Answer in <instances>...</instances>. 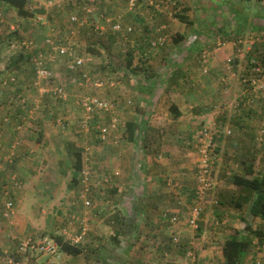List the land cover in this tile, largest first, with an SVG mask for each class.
<instances>
[{
    "label": "rangeland",
    "instance_id": "obj_1",
    "mask_svg": "<svg viewBox=\"0 0 264 264\" xmlns=\"http://www.w3.org/2000/svg\"><path fill=\"white\" fill-rule=\"evenodd\" d=\"M82 2L92 12L83 13L79 8ZM35 4L27 6L30 17L0 5V134L5 126L12 128L8 131L10 142L1 139L6 152L0 154V211H8L2 209V203L9 198L12 213L0 216L13 219L12 227L22 242L19 250L25 253L16 257L8 249L0 254V264H37L35 259L41 255L42 264H52L51 260L56 264H143L138 249L124 246L128 232L119 230L121 225L128 226V220L124 223L119 215L120 208L131 213L132 205L127 204L139 203L142 194L152 190V185L140 184L137 179L141 177L146 182L152 177L159 179L155 183L159 201L175 200L172 213H177L178 221H170L183 232L175 233L177 242L171 233L163 234V241L171 256L177 249L169 243H185L183 255L178 251L184 264H190L188 246L196 257L193 264H199L196 247L202 246L203 234L221 232L224 227L228 234L235 229L232 223L227 224L226 217H244L241 237L252 225L262 229L264 220L249 215L254 193L234 185L232 178L244 174L248 166L253 168V176L264 175V0H99L96 4L89 0H50L38 2L37 7ZM71 14L98 23L103 30L97 33L85 25L69 40ZM182 14L192 24L179 20ZM116 22L119 31L111 28ZM51 28L82 63L71 68L68 56L52 55L45 64L53 78L40 80L33 60L40 51H46L42 40L52 35ZM17 38L33 40L35 47H12ZM153 42L157 47L151 46ZM89 48L99 53L92 54ZM129 51L133 58L130 65ZM18 54L29 57L28 62H21L19 68L6 66L9 58ZM142 78H149L151 89ZM55 86L62 87L64 97L51 93ZM9 96L10 112L6 114L5 98ZM152 96L147 103L145 99ZM251 97L259 105L248 120ZM86 98H98L104 107L88 111L83 106ZM157 101L158 105L154 104ZM142 112L166 119L156 121L154 129L143 123L140 143L143 139L148 145L146 156L140 146L132 151L129 166H120L119 153L125 151L128 142L119 131L124 128V119ZM253 120L260 125H253ZM42 127L46 128L45 137L39 135ZM178 127L185 131L173 133ZM191 134L195 147L188 143ZM68 141L84 147L80 182L72 189L67 187L73 171L64 145ZM102 147L113 152L106 155L108 150L102 151ZM204 149L210 183L202 193L197 189L196 174ZM146 165L149 168L145 171ZM128 186L133 201L118 196V188ZM165 189L168 193L163 197ZM194 206L200 207L201 214L191 226L187 214ZM243 222L249 223L247 232ZM83 224L87 231L78 245L85 252L80 255H66L56 246L45 252L25 245L31 242L39 247L45 238L52 240L50 233L68 240ZM3 226L7 227L0 223V234ZM139 235L134 239L141 242ZM144 235L143 240L150 238ZM91 237L99 241L98 247ZM250 237L254 248L264 242L255 233Z\"/></svg>",
    "mask_w": 264,
    "mask_h": 264
},
{
    "label": "crops",
    "instance_id": "obj_2",
    "mask_svg": "<svg viewBox=\"0 0 264 264\" xmlns=\"http://www.w3.org/2000/svg\"><path fill=\"white\" fill-rule=\"evenodd\" d=\"M46 1L50 2V0H28L27 6L29 4H31V3H34V4L36 3L34 5V7H37L38 2L45 3ZM44 5H46V4H44ZM5 6L2 7L3 10L6 9ZM79 8H80V6H79ZM53 12H57V10H55ZM44 17L48 18V17H46V14L44 15ZM56 18H58V17H56ZM48 20H49V18H48ZM56 22H58V20H56ZM13 27L14 26H11V28H13ZM51 29H55V28H51ZM148 79L149 78H144V79L142 78V82L148 85L147 86L148 89H151V84H150L151 81H148ZM5 99L8 100L7 105L5 104L7 107L5 106L6 109H5V112H4V113L7 114V113L10 112L9 106H10V102H11L10 101L11 96L6 97ZM6 100L2 99L1 101H5L6 102ZM152 100H153V96H152V99H148V98L145 99V101L147 103H150ZM185 102L189 103V100H187ZM139 103H140L139 104L140 106L143 104L142 101L139 102ZM154 104L158 105V101L155 102ZM178 109H179V107H178ZM169 110H172L175 113H178L177 109H176V111L173 109V106H169ZM257 111H258V109L256 110V112ZM138 112H140L139 108L137 109V113ZM22 113L23 112H20V114H22ZM255 113H252L248 117V120ZM139 114L140 115L137 114V116H135V117H130V118L124 119V122H123V125H122L124 128H122V130L120 129V131H119V136L121 135L122 138L123 137L125 138V136H126L125 123L126 122H135L137 124V126H138L137 131H136V135H135V139L136 140L134 142H132V143L128 142V145H127V143H126V145L124 144V146H126L127 148L125 149L124 152L119 153V155H120L119 159L122 162L121 164H119L120 166L123 165V166H127L128 167L129 164L131 163L132 159H133L132 151L134 149H139L140 146H143V148H144V149H141V153H143L146 156L145 150L148 148V145H144L143 144V139H142V143H140L141 142L140 141L141 135H142V133L145 130V128H144V130H142V128H141L143 123L146 124L148 126V128L154 129L155 127H153V125L156 123V121H158V120L163 121L164 119H166L163 116H158V114H156V113H150L148 115V114H146V112H142V113H139ZM113 116L114 117H113L112 120L115 121V118L117 117V114H114ZM15 117H17V119H19L18 116L15 115ZM139 117H140V119H139ZM259 117H262V116L259 115ZM252 119H254V118H252ZM173 122H176V121L174 120ZM246 124H247V122H246ZM254 124H255V126L256 125H260V123H258L257 120H253V125ZM187 128H191V127L189 125H187ZM9 130L12 131V128H11L10 125H7V126H5V132H3V134H0V136H1L0 137V154L2 153L3 155H5L6 151H4V149L6 148V146L2 145L1 139H3L5 142H10L11 136L9 135V132H8ZM182 131H185V128L178 127L176 129H174L173 133L182 134L183 133ZM45 132H46V128H44V130H43V127H42L41 131L39 132V135L42 136V137H45L44 136ZM2 135H3V138H2ZM192 135L193 134L190 135L191 138H192ZM39 140L40 139L37 138L38 145L41 144V143H39L40 142ZM171 141L175 142L174 139H171ZM193 141L194 140L192 138V140L190 142H188V143L191 144L193 147H195L192 144ZM151 142H152V140H151ZM43 144H45V142H43ZM106 150H108V152L105 153L106 155H109V154H111L113 152L112 148H109V147L103 148L102 147V151H106ZM171 152L174 153L175 151H171ZM195 155H196V153H195ZM2 156H0V158ZM149 157L150 156L148 155L147 158H149ZM144 168H145V171H146V170H148L149 166L146 165ZM148 178H149V176H148ZM137 180L140 182V184L147 185L148 187L150 185H152V190H150V194H147V193L142 194L139 203H136V202H134L132 200V192L129 189V186L127 188L126 187L118 188V191L120 192L118 194V196H121L123 199H125L127 201H130V200L133 201V203H131V204L128 203L127 204V206L132 205L131 213L125 212L124 210L126 208H124V209L120 208L121 211L119 212V215L124 217L123 218L124 223H126L127 220H128V226L123 228L124 225H121L122 229L121 228L119 229V230H123L124 233L128 232L126 235H129V238L127 237L128 242H125L124 246L127 249H130V250L138 249L139 250L138 251L139 252V256L138 257H140V261L143 264H147L148 261H150L151 264L153 262H155V264H176V263L184 264L183 263L184 259L182 260L183 257H180V258L178 257V255L180 256V253L178 251L181 250L182 251V255H183V253L185 251V246H184L185 243H183L181 245L179 244L177 246L173 245L172 243H169V245H171V248L173 250H175L174 249L175 247L177 249L176 250L177 252L174 253L173 256H171L172 251H171V254H170L169 251H168L169 246L165 245V242L163 241V238H164L163 234L167 233V235H169V233H171L172 237L171 236L170 237L173 239V237H177L175 235V233H180L181 232V234H182V232H183V230H181V228L180 229L174 228V227H178V225L172 226L173 224L170 221V218H172V217H176V219L178 218V216L176 215L177 213H172L173 212L172 206L175 203V200L173 201V203H170L169 200L162 201V199H161L159 201L158 197L160 196V194L158 192L157 185L155 184L156 181L159 180L158 178L154 179V177H152V180L150 182H146L144 180V178H142V177H141V180H139V179H137ZM165 192L168 193V189H165L164 191H162L161 194H162L163 197H166V195H167V194H164ZM136 199L137 198H135V200ZM2 204H3L2 209H5L4 202ZM4 213H5V211H3V210L0 211V215L1 216H4ZM187 215H188V218H189V212H188ZM249 215H250V213H249ZM1 216H0V223H2L3 225H7V227L3 226V230L1 229V234H0V254H2V252L7 251L9 249V250H11L12 255L15 254L16 257H19V255H24L25 253H23V252H21L19 250V249L22 250V247H21V243L22 242L19 239L18 233H16L14 228H13L14 227L13 226V224H14L13 219L11 221H9V220H6L4 218H1ZM239 217L240 218L226 217L225 221L227 222V224L232 223L230 225L233 226V228H235L236 230H239V228L241 227L240 222L244 219L243 216H239ZM201 220H202V216H201ZM177 221H178V219H177ZM243 223L249 225L248 222L247 223L243 222ZM224 229L226 230L225 227H224ZM225 230L222 229L221 232H215L214 231L213 232L214 234L208 232L209 233L208 236L203 234L202 235V239L199 238V239L202 240V244H201L202 246H197L196 247L197 248V252H198V262H199V264L201 262H202V264H215V263L221 264L223 262L224 259H223V255H222V246L224 244V241L228 238V236L230 234V233H228V234L225 233ZM255 230H259V228L257 229L256 226L252 225L251 226V231H255ZM261 230L263 232V238H264V226L262 227ZM228 231L230 232V230H228ZM244 231L247 232V229H245V227H244ZM217 233L219 235L226 236V237L220 238L219 236H217ZM144 234H149L150 238L148 240L147 239L143 240L145 238ZM138 235H139L138 240L141 241L142 243L138 242V241H136V239H134V237H137ZM245 235H246V233H245ZM91 240L94 241V247L95 248L98 247V242L99 241L97 239L93 238V237H91ZM216 242H217L218 246H215ZM197 245H200V243H197ZM92 246H93V244H92ZM217 247H219L218 250H217ZM101 248H102V250H105L104 249L105 245L101 244ZM42 259H43V256L41 255V256L36 257L35 261L37 262V264H42L43 263ZM136 259H139V258H136ZM255 259H261L262 260L261 261L262 264H264V242L262 244H259L255 248L252 246L250 251L248 253L244 254L242 264H247V262L253 261ZM102 260L104 262L106 261L105 258H103ZM51 262H52V264H56V263L53 262V260H51ZM9 263H11L10 260H9ZM11 264H17V262L16 261H12ZM108 264H109V262H108Z\"/></svg>",
    "mask_w": 264,
    "mask_h": 264
},
{
    "label": "trees",
    "instance_id": "obj_3",
    "mask_svg": "<svg viewBox=\"0 0 264 264\" xmlns=\"http://www.w3.org/2000/svg\"><path fill=\"white\" fill-rule=\"evenodd\" d=\"M6 5L9 8H14L18 15L22 17H30L32 16V12L28 10L27 4L28 0H0V5ZM180 18L179 20L187 23L192 24L189 18L182 14L178 15ZM18 39L16 41H20ZM152 47L155 45H151ZM157 47V46H156ZM89 51L92 54H98L99 52L93 48H89ZM128 52V65L131 64L132 61V54ZM26 59V60H25ZM29 57L24 56L23 54H18L17 56H13L9 58L6 66L19 68L21 62H28ZM250 105L247 107L246 114L250 116L252 113H255L258 108V101H254V98L251 97ZM257 102V103H256ZM173 109L176 111V108L173 106ZM177 114V113H176ZM17 116V114H15ZM242 125H245L242 122ZM137 124L135 122H126L125 123V140L127 142H134L136 131H137ZM124 133V134H125ZM65 150L67 153L68 158L71 161L72 166V175L70 182L67 184L68 189L75 188L80 182V175L83 171V152L84 147L76 145L74 142L68 141L65 144ZM248 174V176L246 175ZM232 183L237 187H242L244 189H248L250 192L254 193L255 197L249 206V213L253 217H259L260 219L264 220V175L262 177L253 176V168L248 166L245 169V173L242 175H234L232 178ZM245 229H250L248 224H245ZM257 234L259 241H262L263 232L261 229L248 232L245 237H241L240 231L234 229L228 236V238L224 241L222 246V255H223V262L221 264H242L244 254L249 252L252 247V240L250 235ZM51 239L54 241L55 245L57 246L58 250L62 253H65L70 256H77L84 253V249L79 245H73L69 242V239H64L61 235H56L50 233ZM49 237V238H50ZM44 238V237H42ZM46 239V238H45ZM48 239V237H47ZM115 240H118L114 238ZM51 240V241H52ZM27 248H30V245H34L31 242L27 243ZM90 250H88L89 252ZM87 252V253H88Z\"/></svg>",
    "mask_w": 264,
    "mask_h": 264
},
{
    "label": "built area",
    "instance_id": "obj_4",
    "mask_svg": "<svg viewBox=\"0 0 264 264\" xmlns=\"http://www.w3.org/2000/svg\"><path fill=\"white\" fill-rule=\"evenodd\" d=\"M99 0H89V3L96 4ZM133 2V0H130ZM88 7V4L86 2H82L80 4V9L81 11L86 14H89L92 12V9ZM70 20V26L68 27L69 30V35L68 38L69 40L73 39L75 36V33L77 30L85 25H89L91 29L94 32H101L103 30L102 25H99L98 23L95 22H90L86 21V19H81L78 17L76 14H71L69 17ZM111 28L114 31H119L120 29V24L116 22ZM67 30V31H68ZM51 34H47L44 39L42 40V44L46 46V51H40L37 56L34 58L33 62L35 65V74L36 78L40 80H46V79H51L52 77V71L46 66L45 61L52 58V55H59V56H68L71 60V68H74L75 66H80L82 63V59L73 52L72 47L66 46V44L62 43V37L59 35V32L57 30H51ZM66 41V40H65ZM70 43V41L68 42ZM152 45H157L155 42L152 43ZM15 46H20L21 48L27 49V50H32L35 47V42L30 39H22L16 44H12V47ZM53 95L57 97H64L63 89L60 86H55L52 89L51 92ZM83 106L85 109L88 111H93V108H103V102L99 101L98 98H86L83 101ZM113 126V125H112ZM106 128L103 130L105 131ZM205 149L203 150L202 154V161L197 167V183L198 187L197 189H202V193L204 190L207 189L210 183V164L208 163V158L205 153ZM89 202L86 201V204ZM5 204V209L8 211L5 213L6 216H8L10 213H12V201L7 198L4 201ZM189 218L188 222L190 223L191 226H195V221L199 219V216L201 214V210L199 206H194L189 209ZM176 217H172L171 221H175ZM87 231V227L83 224L80 226V232H77L75 236L69 238V242L73 245H78L83 242V239L85 238ZM174 242L178 241V238L173 237L172 239ZM43 241V242H42ZM39 242V247L38 246H31L34 248H39L40 250H44L45 252H49V250L54 249L56 246L53 241L50 240H42ZM27 245V244H25ZM57 247V246H56ZM186 258L190 261V264L195 263L196 257L194 252L191 250L190 246H188L186 250ZM261 259H256L250 262H247V264H261Z\"/></svg>",
    "mask_w": 264,
    "mask_h": 264
}]
</instances>
